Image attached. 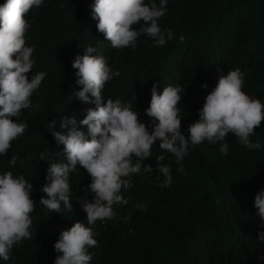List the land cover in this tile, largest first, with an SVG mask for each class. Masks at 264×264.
I'll use <instances>...</instances> for the list:
<instances>
[{
	"label": "trees",
	"instance_id": "1",
	"mask_svg": "<svg viewBox=\"0 0 264 264\" xmlns=\"http://www.w3.org/2000/svg\"><path fill=\"white\" fill-rule=\"evenodd\" d=\"M4 2L0 0V4ZM93 2L43 0L25 17L30 23L26 46H34L32 71H43L46 76L32 94L33 107L22 110L19 117L30 124L14 155L23 159L29 153L25 138L30 134L36 135L39 143L24 167L9 164L15 143L6 155H0V174L12 171L14 176L24 175L33 186L30 196L36 204L30 214L32 238L14 245L10 259L0 258V264H54L57 253L53 245L60 232L69 229L73 221L86 219L77 198L91 199L92 194L80 187L76 171L70 173L74 182L70 188L72 212L61 203L60 213H52L39 201L49 159L67 163L64 146L57 145L46 130L48 123L56 119L55 130L62 131L60 117L75 116L83 131L87 128L79 121L87 108L94 107L76 98L80 86L76 84L77 70L71 66L87 46L96 47V54L120 72L119 77L106 82L104 100L119 98L133 103V110L149 130L146 109L153 83H157L158 93L167 84L185 89L177 107L186 137L188 126L199 119L205 96L228 71L239 68L245 74L242 90L264 104V0H167L166 15L158 23L162 30H174L173 39L156 46L152 38L141 35L135 48L122 49L112 48L97 31L89 7ZM180 35L185 37L183 42ZM28 75L30 79L32 73ZM254 131L251 139L259 140L260 149L246 148L232 133L214 145L189 142L188 155L181 162L183 173L177 171L181 165L174 155L162 152L157 141L141 167L144 170L143 164H148L153 171L137 180L131 175L132 187L122 190L128 203L114 205L116 216L104 225L96 222L93 238L97 245L89 249L90 264H264V242L258 240L264 221L254 207L255 195L264 189V121ZM222 143L229 146L227 155L219 151ZM161 154L165 156L162 163L171 167L172 180L167 187L156 167V157ZM41 156L48 157L43 166ZM132 159L135 162L136 157ZM125 217L130 219L125 221Z\"/></svg>",
	"mask_w": 264,
	"mask_h": 264
},
{
	"label": "clouds",
	"instance_id": "2",
	"mask_svg": "<svg viewBox=\"0 0 264 264\" xmlns=\"http://www.w3.org/2000/svg\"><path fill=\"white\" fill-rule=\"evenodd\" d=\"M43 0H5L0 4V155H6L12 142L24 135L28 125L19 117L22 110L33 107L32 94L40 87L46 73H33L35 61L32 59L34 46H26V33L30 23L26 15ZM167 0H94L89 5L91 16L97 21V31L110 42L114 49L136 47L141 35L153 39L156 46L171 41L174 30H162L158 21L166 15ZM139 28L134 25L140 24ZM180 41L185 37L180 35ZM97 48L87 46L84 54L77 55L72 61L76 69V98L87 108L86 115L79 125L86 126L87 133L78 128L75 116H62L52 119L46 130L51 133L57 145H63L67 163L48 161L45 184L39 203L52 213H60L61 203L72 212L70 197V173L80 168L86 170L91 183L85 188L92 194L77 198L86 213L87 225L76 221L67 230H62L53 247L57 253L54 264H90L89 249L97 245L91 225L98 220H112L116 213L114 205H126L122 190L132 187L131 175L141 170L142 162L151 155L152 146L159 141L162 152L174 155L177 169L183 173V159L188 155L189 142L198 145L203 142L216 144L225 141L227 134H234L239 143L248 149H260L259 140L253 142L254 129L264 121V104L250 97L242 89L245 74L239 68L228 71L218 79L216 86L205 96L202 108L198 110L199 119L187 128L188 136L181 132L180 109L181 93L185 89L179 84H167L158 93L157 83L150 92V104L146 115L151 121V130L140 119L133 103L102 95L106 82L119 77L109 61L98 55ZM14 57V58H13ZM29 73H32L29 79ZM207 88V84H202ZM183 95V96H184ZM135 97H133V100ZM39 107V105H35ZM16 118V119H13ZM228 144L222 143L219 151L228 154ZM133 156L136 157L133 162ZM29 160L31 157L28 158ZM21 167L25 160L12 156L9 164ZM41 160H45L41 156ZM163 154L156 157L157 170L163 174L165 186L170 185L171 167L162 163ZM144 170L152 172L148 164ZM33 186L24 175H13L12 171L0 174V258L7 261L14 245L32 238L30 228L36 202L30 194ZM254 207L264 221V189L254 198ZM125 221L130 217H125ZM259 241L264 242V231L258 233Z\"/></svg>",
	"mask_w": 264,
	"mask_h": 264
},
{
	"label": "rangeland",
	"instance_id": "3",
	"mask_svg": "<svg viewBox=\"0 0 264 264\" xmlns=\"http://www.w3.org/2000/svg\"><path fill=\"white\" fill-rule=\"evenodd\" d=\"M36 39V38H35ZM38 40V39H37ZM34 42H37V41H35V40H33ZM39 41V40H38ZM40 114V113H39ZM22 121V120H21ZM22 122H25L27 125L28 124H30V120L28 121V120H25V121H22ZM40 125H42V124H40ZM85 133H87V129H84L83 130ZM20 138L21 137H18L16 140H14L13 142H12V146L11 147H13L14 146V144L16 143V145H15V148L12 150V152L11 153H13V156H15L14 155V153H18V151H17V148H18V146H19V141H20ZM25 143H26V149L29 151V153L28 154H26L25 156H24V160L26 161L29 157H31V158H33V152H34V147H35V145H38V143H39V139H38V137L36 136V135H33V134H30L29 136H28V138L26 137L25 138ZM64 147H62V149H63ZM44 158H45V160H42L41 162V166H43L42 164H44V163H46V161H47V158L48 157H45V156H43ZM65 158H66V155H65ZM49 161H50V159H49ZM55 162L56 163H63V162H61L60 160H55ZM18 164H19V162H17V166H18ZM31 167H33V165L31 166ZM76 172L78 173H76V181L77 182H79L80 183V187L83 189V190H85L86 192H88L85 188H87V186L91 183V180H90V177H89V175L87 174V172H86V170H84L83 168H80L79 166H78V169L76 170ZM144 173V174H143ZM73 175H74V172L72 173ZM72 174H70V188L72 189V188H74V182L72 181V179H73V175ZM132 175H136V178H135V180H137L139 177H141V175H146V176H149V172H147V171H144V170H140L138 173H135V174H132ZM79 176H80V178H79ZM89 193V192H88ZM76 221H79V220H76ZM76 221H73V223L74 222H76ZM117 221V220H116ZM80 222H84L85 223V225L86 226H88L87 225V221H86V219H83V221H80ZM105 222L106 221H104V222H101V221H98V225H100V224H105ZM96 226V223L94 224V225H91L90 227H92V229L94 228ZM93 232H94V229H93Z\"/></svg>",
	"mask_w": 264,
	"mask_h": 264
}]
</instances>
